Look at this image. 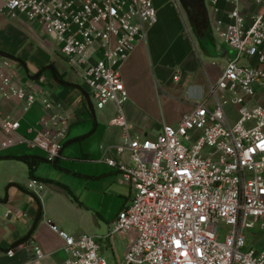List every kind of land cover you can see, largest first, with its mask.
<instances>
[{"label":"built area","instance_id":"built-area-1","mask_svg":"<svg viewBox=\"0 0 264 264\" xmlns=\"http://www.w3.org/2000/svg\"><path fill=\"white\" fill-rule=\"evenodd\" d=\"M226 1L233 7L219 35L235 56L210 84L208 97L151 139L131 133L120 69L158 23L153 0H0V15L24 16L56 43L97 109L116 105L110 123L124 130L125 141L102 161L133 193L109 232L132 236L121 264H264V249L246 242L247 230H264V0H249L252 6ZM11 61L0 56V158L22 142L55 162L69 133L66 113L41 86L19 84ZM11 100L21 101L23 112L43 106L39 126L29 128L33 138L21 135L20 119L4 112ZM230 104L237 109L235 123L225 110ZM34 186L42 185L32 180ZM221 223L229 227L222 240ZM59 234L64 264H108L97 237ZM34 253L37 262L45 257L40 246Z\"/></svg>","mask_w":264,"mask_h":264},{"label":"crops","instance_id":"crops-1","mask_svg":"<svg viewBox=\"0 0 264 264\" xmlns=\"http://www.w3.org/2000/svg\"><path fill=\"white\" fill-rule=\"evenodd\" d=\"M153 2L158 23L149 28L146 39L139 42L120 69L128 91L124 113L131 133L151 139L161 132L164 123L177 125L195 102L208 97L210 84L217 81L226 63L235 56L229 52L228 55L230 48L219 35V30L230 21L228 14L233 7L226 0L216 4L200 0L199 11L191 9L192 26L188 19L181 18L173 0ZM246 3L252 6L249 0ZM11 21L0 15V50L22 59V63L13 60L17 63V72L35 86H41L62 105L69 120V133L61 157L53 162L58 172L45 167V162L49 161L43 150L29 149L26 143L19 142L2 152L0 264H64L67 254L60 231L73 237H97L100 253L108 264H121L132 236H110L109 232L133 193L121 174L102 161L105 156H116L125 141L124 130L110 123L117 113L116 105L109 103L99 111L94 108L93 113L76 71L69 68L68 73L44 52L48 49H39L38 53L27 50L24 54L16 51L15 33L23 41L28 35L18 32ZM194 27L203 28L202 32ZM60 57L66 61L62 55ZM51 61L64 78L76 86L60 84L51 69L36 76ZM3 108L4 112L20 119L21 135L34 137L29 128L39 126L44 115L40 103L33 104L26 112L19 100H11ZM25 156L35 162L34 169L24 160ZM32 180L44 182V187L31 188ZM50 224L55 225L57 231L52 230ZM35 246H40L45 253L38 262ZM10 249L15 251L12 257L8 255Z\"/></svg>","mask_w":264,"mask_h":264},{"label":"rangeland","instance_id":"rangeland-1","mask_svg":"<svg viewBox=\"0 0 264 264\" xmlns=\"http://www.w3.org/2000/svg\"><path fill=\"white\" fill-rule=\"evenodd\" d=\"M205 2H208V0H205ZM173 4L175 5L177 12L179 13V15L181 16L182 19L186 18L188 19L187 21H189V24H191L192 26V18L194 16H192L193 13L191 8L186 6L184 7V4L181 2V0H173ZM9 20H11L9 17H7ZM15 27L16 30L20 33L25 32L28 35V39L26 41H23V38L21 39V37H19V34L15 33V38L14 42H13V46L16 49V51H18L20 54H24L25 51L29 50L30 52L33 51L35 53H38L39 49H48V51H44L47 55H49L52 59L57 61V64H59L60 66L64 67L65 70L68 71V73L70 72L68 69L70 68V65L68 64L67 61L63 60L60 57V53L57 50V45L54 41L51 40V38L49 36H47L46 34H44L42 32V30L40 29V26H38V24L36 23H32L30 21H28L24 16H20L18 19L12 20L11 21ZM195 30L197 29V32H202L201 27H194ZM12 38V37H11ZM211 48V47H210ZM226 48V47H225ZM227 49V48H226ZM231 51V52H230ZM230 53L231 56L235 55V52L233 50H228L227 49V53ZM18 53V54H19ZM228 53V55H229ZM16 57V56H14ZM18 59H20L19 57H16ZM22 60V59H21ZM12 67L14 69L17 70V63L12 62ZM49 66H54L56 69V64L55 62H49V64L47 65V67ZM46 67V66H44ZM43 67V68H44ZM48 70V69H47ZM17 76L20 77L21 83L24 86H35L31 80L23 78L21 76V72H17ZM23 78V79H22ZM94 108L96 109V111L98 110L95 106ZM226 113L230 118L231 123H235L238 119V114H237V109L236 107H234L233 105H227L225 107ZM99 111V110H98ZM45 167H50L52 169H54L55 172H58L57 167H55L53 162H45ZM53 176L55 177V173H53ZM40 185H42V188L44 187V182L40 181ZM42 188H40L39 186V190H41ZM228 226H226L225 224L221 223L220 227H219V236L220 239H224L225 234L228 231ZM246 242H247V246H252L255 247L257 249H264V230H260L259 225H256L255 228L253 229H249L246 231Z\"/></svg>","mask_w":264,"mask_h":264},{"label":"trees","instance_id":"trees-1","mask_svg":"<svg viewBox=\"0 0 264 264\" xmlns=\"http://www.w3.org/2000/svg\"><path fill=\"white\" fill-rule=\"evenodd\" d=\"M47 69H51V71H52V73H53V76H54V78L60 83V84H62V85H66V86H76L75 84H73V83H71V82H69V81H67L65 78H64V76L54 67V66H49V67H44V68H42L38 73H37V75L36 76H40L45 70H47ZM78 87H80L79 85H77ZM24 160L26 161V162H28L29 163V165H30V167H31V169H34L35 168V162L30 158V157H28V156H25L24 157ZM40 215H41V212H39V217H40Z\"/></svg>","mask_w":264,"mask_h":264},{"label":"water","instance_id":"water-1","mask_svg":"<svg viewBox=\"0 0 264 264\" xmlns=\"http://www.w3.org/2000/svg\"><path fill=\"white\" fill-rule=\"evenodd\" d=\"M182 1H183L184 4H186V2H187V0H182ZM0 56L5 57V58H8V59H11V60H15V61H17L19 63H22V61L20 59H17L13 55H11L9 53H6L4 51H1V50H0ZM83 93L85 95V98L87 100V104H88L89 108L94 113V105H93V102L91 100V97H90L89 93H87L86 91H84Z\"/></svg>","mask_w":264,"mask_h":264},{"label":"flooded vegetation","instance_id":"flooded-vegetation-1","mask_svg":"<svg viewBox=\"0 0 264 264\" xmlns=\"http://www.w3.org/2000/svg\"><path fill=\"white\" fill-rule=\"evenodd\" d=\"M186 5L194 9V12L199 11V6L201 5L200 0H187Z\"/></svg>","mask_w":264,"mask_h":264}]
</instances>
